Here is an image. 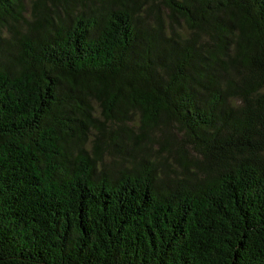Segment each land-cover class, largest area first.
Instances as JSON below:
<instances>
[{
	"label": "trees",
	"instance_id": "trees-1",
	"mask_svg": "<svg viewBox=\"0 0 264 264\" xmlns=\"http://www.w3.org/2000/svg\"><path fill=\"white\" fill-rule=\"evenodd\" d=\"M0 264H264V0H0Z\"/></svg>",
	"mask_w": 264,
	"mask_h": 264
},
{
	"label": "rangeland",
	"instance_id": "rangeland-1",
	"mask_svg": "<svg viewBox=\"0 0 264 264\" xmlns=\"http://www.w3.org/2000/svg\"><path fill=\"white\" fill-rule=\"evenodd\" d=\"M30 1L31 0H24V9L26 13L29 11ZM24 17H26V14H24Z\"/></svg>",
	"mask_w": 264,
	"mask_h": 264
}]
</instances>
